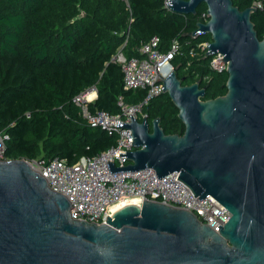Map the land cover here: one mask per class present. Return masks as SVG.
I'll use <instances>...</instances> for the list:
<instances>
[{
	"label": "water",
	"instance_id": "1",
	"mask_svg": "<svg viewBox=\"0 0 264 264\" xmlns=\"http://www.w3.org/2000/svg\"><path fill=\"white\" fill-rule=\"evenodd\" d=\"M204 4L210 36L206 57L220 53L226 93L203 100L199 82L182 85L173 70L162 94L177 109L182 135H165L155 119L117 123L131 130L128 165L160 179L177 173L199 199H215L230 214L217 232L186 210L144 201L103 224L70 218V204L52 192L28 161L0 159V264H264V35L257 38L250 6L232 0H168L166 9L195 15ZM85 93V92H82ZM2 142H0L1 146Z\"/></svg>",
	"mask_w": 264,
	"mask_h": 264
},
{
	"label": "trees",
	"instance_id": "2",
	"mask_svg": "<svg viewBox=\"0 0 264 264\" xmlns=\"http://www.w3.org/2000/svg\"><path fill=\"white\" fill-rule=\"evenodd\" d=\"M254 0H232L240 11ZM0 0V149L1 160L28 162L59 159L68 165L97 155L115 144V137L87 125L72 103L94 87L90 112L118 114L122 97L132 105L143 90H123L120 66L112 58L121 52L139 57L140 47L159 38L167 51L177 40L180 48L171 61L182 85L200 83L203 100L226 93L227 74L212 71L210 57L198 45L210 36H193L206 6L195 15L167 10L164 0ZM259 40L264 35V9L251 15ZM191 52L194 55H191ZM150 125L160 119L165 135H182L178 111L161 94L143 108Z\"/></svg>",
	"mask_w": 264,
	"mask_h": 264
},
{
	"label": "built area",
	"instance_id": "3",
	"mask_svg": "<svg viewBox=\"0 0 264 264\" xmlns=\"http://www.w3.org/2000/svg\"><path fill=\"white\" fill-rule=\"evenodd\" d=\"M128 6L127 0H122ZM168 0H164L166 8ZM256 11L264 9V0H254L252 5ZM200 18L205 24L208 14L204 12ZM203 35V32L193 36ZM210 42L198 45L200 52H207L206 46ZM180 45L173 40L167 51L162 52L159 48V38L153 36L139 49V57L126 58L118 52L112 60L116 62L123 75V90L145 91V97L136 104H126L122 97H118V114H109L102 110L93 113L88 105L96 98L94 87L80 93L72 99V103L79 108L81 117L87 125L100 128L109 136L115 137V144L107 150L90 157H81L79 160L68 165L59 159H37L28 162L47 182L48 188L55 193L64 196L69 204V216L74 220L88 223L103 224L106 217H111L116 205L121 207L129 205L135 199L138 206L144 201L165 204L172 208L186 210L192 213L197 220L217 232L218 226L223 227L230 218V214L215 199L208 196L199 199L190 189L177 179V173H171L158 179L151 168L138 171H119L110 173L107 162L114 167L128 165L127 158H121L119 154L134 151L132 146L131 130L125 127H116L118 122L131 123V118L141 122L146 118L143 108L148 102L163 92L162 80L172 71L171 61L178 53ZM191 55H194L191 52ZM209 66L217 73L225 72L226 62L221 60L220 53L212 54ZM1 148V146H0ZM1 159V157H0Z\"/></svg>",
	"mask_w": 264,
	"mask_h": 264
},
{
	"label": "bare ground",
	"instance_id": "4",
	"mask_svg": "<svg viewBox=\"0 0 264 264\" xmlns=\"http://www.w3.org/2000/svg\"><path fill=\"white\" fill-rule=\"evenodd\" d=\"M130 204L138 205V200L133 199V200L130 202ZM119 208H121V205H116V206H114V207L112 208V211H116V210H118Z\"/></svg>",
	"mask_w": 264,
	"mask_h": 264
},
{
	"label": "rangeland",
	"instance_id": "5",
	"mask_svg": "<svg viewBox=\"0 0 264 264\" xmlns=\"http://www.w3.org/2000/svg\"><path fill=\"white\" fill-rule=\"evenodd\" d=\"M0 142H1V140H0ZM1 149V148H0Z\"/></svg>",
	"mask_w": 264,
	"mask_h": 264
}]
</instances>
